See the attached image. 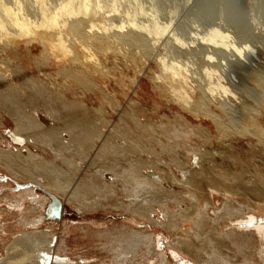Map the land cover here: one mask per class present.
I'll use <instances>...</instances> for the list:
<instances>
[{"label": "bare ground", "instance_id": "6f19581e", "mask_svg": "<svg viewBox=\"0 0 264 264\" xmlns=\"http://www.w3.org/2000/svg\"><path fill=\"white\" fill-rule=\"evenodd\" d=\"M124 2L0 0V79L6 81L0 82V86L4 85L0 90V125L8 127L14 124L6 133L0 127V168L7 169L17 179H31L52 189V192L43 189V195L38 193L37 188L41 187L35 185V188H24L12 193L11 197L6 196L13 208L22 211L16 227L25 230L14 238L10 237L11 234L20 230H5L7 235H0V243L9 240L0 264H71L67 253L53 250L50 245L52 237L42 239L54 234L50 232L54 225H48L51 230L45 231L26 229H40L44 220L49 219L46 213L52 204L49 193L61 202L62 219L69 211L62 201L64 191H68L69 203L79 211L92 207L91 210L107 208L104 201L92 200L94 195H98L110 201L113 211L164 225L177 234L170 241L174 257H178L179 252L185 254L183 247H188L196 254L195 260L186 253L195 264H233L220 254L221 247L229 253L243 255L241 264H264V205L257 208L235 200L233 192H249L251 189L242 184L239 189L234 186L238 180L242 182L243 172L248 169L245 171L243 167V172L232 171L224 166L225 161L222 160V156L228 157L223 147L236 140L229 133L249 135L245 137L247 141L251 138L264 141V117L260 111L264 109V60L263 63L257 60L259 54L245 39L248 34L243 30H239L236 36L234 31L220 23H212L208 28H195L181 37L173 31L171 22H161L155 13H148L136 0L134 10L124 7ZM110 38L121 46L125 45L120 53L127 55L131 53L129 50L138 48L143 56L155 59L159 71L152 75L153 88L167 98L169 109L177 108L189 113H179L182 125L172 129L169 138H165L170 144L169 162L158 159L157 148L149 146L154 139L158 144L162 142L158 127L163 124L152 119L147 125L142 124V114L135 107L145 102L143 89L140 87L141 91L138 90L137 85L133 91L136 97L132 96L123 108L125 98L109 95V89L102 87L95 78L94 73L101 74L98 66L100 70L96 67L92 72L88 70L90 66H85L87 69L77 66V60L86 65L83 60L88 61L92 46L106 47ZM35 42L43 46L38 55L32 54ZM160 46L164 53L158 51ZM12 55L18 62V70L13 66ZM47 61L58 66L71 61L75 72L94 75L93 80L86 76L83 81L61 84L73 93V96L66 97L67 101H57L66 106L63 107L65 116L72 118L61 128L45 127L41 121V112L50 117L60 116L53 98L43 102L42 108L24 104V101L27 104L31 101L34 105L43 99L39 97L41 85L33 75H28V89L12 85L17 71L25 74L29 67H41ZM253 62H258V65L252 67ZM3 66L7 70H2ZM140 72L134 76L133 83L140 78ZM243 78L252 80V84L254 81L259 87L257 96L251 91L253 95L248 93ZM250 96L255 98L256 104ZM146 103L153 107L151 111H160L164 105L158 99ZM120 106L123 118L136 121L135 127L147 142L144 148L134 138V126H126L118 120L119 123L114 124L116 131L108 130V117L114 115ZM142 109L150 111L149 108ZM162 118V123L171 122L167 115ZM185 119L190 122L186 123ZM199 141L202 144H198ZM71 145L76 149H69ZM69 151L76 153L73 156ZM127 160L131 161L122 167ZM152 160L168 169L155 167ZM82 164L87 165V169H83ZM81 172H84L83 176ZM222 187L227 190L226 194ZM202 190L207 192L208 201L197 206L193 195L196 192L192 191ZM186 193L192 196L193 203L187 199L190 195L185 198L178 196ZM84 199H89V202L83 203ZM221 199L223 203L217 208L215 201ZM27 201L32 204L26 206ZM25 206L28 212H24ZM115 225H109L106 230L97 229L103 231L101 236L106 240V251L112 255L115 264L140 255L147 261L151 260L149 255L152 253L160 255L155 248L160 244H156L154 233L138 230L130 224L127 229L115 232L112 228ZM186 225L191 227L190 232L182 229ZM87 228L96 232L90 224ZM197 239L209 248L204 251L198 246ZM140 249H145V252ZM165 254L160 257L161 264H171ZM80 258L86 260L88 256ZM147 261L138 264H148Z\"/></svg>", "mask_w": 264, "mask_h": 264}, {"label": "rangeland", "instance_id": "374dc122", "mask_svg": "<svg viewBox=\"0 0 264 264\" xmlns=\"http://www.w3.org/2000/svg\"><path fill=\"white\" fill-rule=\"evenodd\" d=\"M136 1L140 5L144 6L145 10L148 13H155L157 18L161 22H165V23L171 22L173 31L175 30L178 33V35L181 37H185L186 35H188V32L194 31L195 28H199V29L208 28V26L211 25L212 23H220L222 26L228 28L230 31H234L236 33L235 34L236 36L238 35L239 30H243L245 33L248 34V36H246L245 39H247V41H250L252 46L255 48L257 55L259 54L258 56L259 59L257 60L263 63L264 0H136ZM123 5L124 7L134 10L136 2L135 0H132V2L131 0H125ZM129 5L131 6L133 5L132 8ZM173 12H175L176 14H174ZM141 17L142 16H140V18ZM232 34L234 33L232 32ZM110 41L114 43V45ZM106 44H107L106 45L107 49L106 47L103 46H98V47L90 46L92 48L91 50L92 52H90L91 56L89 57L88 61L87 59L83 60L84 64L86 65H81L82 63L80 64V62L77 60L79 64L77 66L84 67L85 69L88 68L85 66H90V68H88L90 72H92L98 66L101 70L98 67L96 69L100 70L99 72L102 75L104 73V75L102 77L101 74L94 73L95 78L99 83H101L102 87L109 89L110 91L109 95L115 96L117 99L118 96H120L121 98H125L122 105L123 108L127 106L129 102L128 100H130L132 96L136 97V92L133 91L134 89H137V85H138V90L140 89V87L143 89L144 92L143 98L145 102L141 106L137 104L135 107L142 114L141 115V121H143L142 124L147 125L151 119L153 121L163 124L158 127L159 136L162 142L158 144L156 141H154L156 139H154L151 142H149V146L157 148L156 150H157L158 159L165 162H169L170 144L168 143V140H166L165 138H169L172 129L178 127L179 124L182 125V120L178 117L179 113H183V114H189V113L184 110H178L177 108L169 109L167 98L162 94L161 96L159 94V91L153 88V83L151 81L152 75L154 74V72L159 71V68L157 66V61L155 59H151V58H147L146 56H143L142 52H140L138 48H136L137 50L136 49H133L132 51L129 50L131 53L133 51L135 53L133 54L127 53L128 56L126 54H123L122 52L120 53L122 48L125 49L124 47L125 45L121 46L122 45L121 43H119L118 41L116 43V40L112 38H110V40ZM116 44H118V46ZM75 45L79 46V44L77 43H75ZM41 46L42 44L40 42H35L34 45L32 46V54L33 55L40 54L41 50H43V46L42 47ZM109 46L113 49L111 48L108 49ZM114 46L119 49H116ZM80 51H81L80 53H83L82 50ZM158 51L160 53H164L163 47L160 46ZM136 53L139 55H137ZM117 57H119L122 60H119V58ZM145 57L147 58L146 61L144 60L146 59ZM255 62L252 63L254 64L252 65V67H256L258 65L257 64L258 62L257 63ZM12 63L13 66L18 70V62L13 55H12ZM73 65L74 64L71 61H67V63L65 62L64 64L61 63L60 66H58V64H52L47 61V64H43L41 67H38L37 65H35L34 69H31L29 67V69H27L25 74L20 71H17V73L13 75L12 85L15 87L20 86L22 88L28 89V75L30 76L33 75L37 79V84L41 85L39 87V93H41L39 97L43 99L37 100L38 103L34 105L32 104L31 101H29V104H27V102L24 101L25 105L40 106L42 108L44 106L43 102H45L49 97L53 98V100H56V105L54 106L59 108L58 111L60 112L59 117L57 118L50 117L49 115L46 114V112L40 113L41 121L44 123L45 127H51L53 125L55 127L61 128L72 121V118L66 117L65 116L66 113L63 112L64 111L63 107L66 106H63V104L61 103L60 104L57 103V101H61V100L67 101L66 99L67 96L70 95L73 96L72 91L71 90L67 91L64 85L61 84H64L65 81L70 83L76 81L77 82L83 81L82 79L86 76L91 80H93L94 78V75L91 73H84L85 75H83V74H79L80 72H75L73 70L74 69ZM70 67H72V69ZM3 69L7 70V68H5L4 66L2 70ZM105 69H107L108 71H105ZM140 69L143 70H141L140 72ZM138 71L142 75L140 74V78L136 81V83H133L132 80H134L135 77L138 75L139 73ZM0 82L5 83L6 81L0 79ZM242 82L245 87L247 86L246 88L248 90L247 89L246 90L248 91V93L250 94L253 93L255 96H257V94L260 92L259 87L255 86L254 81L252 84V80L246 81L245 78H243ZM2 88H4V85L0 86V90ZM247 91L245 93H247ZM153 99H158L164 102V105L160 108V111H156V110L151 111L153 107L149 106V104L146 103V101L148 100L152 102ZM250 100L255 103V98H253V96H250ZM142 107L146 109L149 108L150 111L147 112L143 110ZM116 109L117 108L115 107V110ZM120 109L121 106L118 110L115 111L114 115L108 117L111 122L107 124L109 131H116L114 130V127L116 126L114 124L119 122L125 124L126 126L132 125L135 127L136 121L128 117L123 118L121 116L123 111ZM260 111L262 112V115L264 117V109H260ZM164 115L170 117L171 122L165 121L164 123H162L161 119H163L162 116ZM81 116L83 117V115ZM191 118H194L193 115H191ZM185 122L189 123L190 121L188 119H185ZM12 125L14 124H10V126L5 127V124H3L0 125V127L1 130H3V133H6V130H8L9 127H12ZM186 130L187 128L185 127L184 131ZM133 134L135 136L134 138L136 139V141L140 142L141 146L144 148L145 146L144 144H147V142L145 141V138L139 134V131L136 127L134 129ZM228 135H232L233 137L236 138V140L234 141V143L232 142V145L227 144L225 147H223V151L226 150L228 153L227 158H224L222 156V160L225 161L224 166L225 167L227 166L226 167L227 169H232V171L241 170L240 172H243L245 169H246L245 171H247L248 169L247 172H243L244 177L242 182L241 180H238L237 181L238 183L235 182L234 186L235 189H239L238 186L242 184L246 187L250 186L249 189L251 188L249 192L237 190L232 193V196L239 203H249L252 206L258 208L259 205H264V186H263L264 185V145H263L264 141L259 142L256 138L254 139L251 138L252 139L251 141H247L245 137L249 135H239L233 133H229ZM250 136L254 137L253 135ZM228 143H230V141H228ZM198 144H202V141H199ZM161 145L162 148H160ZM69 149H76V147L74 145H71ZM45 153L46 152H44V154ZM68 153L74 156L76 151H69ZM94 154H96V150L94 151ZM130 161L131 160H127L126 162H124L122 167L127 166ZM88 163L89 162L85 164ZM151 163L155 167H159L162 170L168 169L167 166L166 167L159 166L157 161L152 160ZM82 168L87 169V165L85 166L84 164H82ZM0 169H1L0 170V235L6 236L7 233H5V230H7L6 232L16 231L17 229L20 230V228H17L16 225L18 224V221H20L19 218L21 219V215H22V211L19 210L18 208H13V206L9 203V198L6 196L11 197L12 193L20 192V190L24 188H28V187L35 188V185H38L39 183L31 179H17L13 175H11V173H9L7 169L5 168H0ZM80 175L83 176L84 172H81ZM63 177L64 179H66L65 176ZM261 181H262V185H261ZM38 186L41 187V188H37L38 193L43 195H45V193L42 192L43 189L49 191L52 190L41 184ZM222 188H223V193L226 194L227 190H225L224 187ZM256 188L259 189V192L258 190H256ZM192 192H196L193 195L196 196V201L194 202L197 206H199V204L203 202L208 201V197L205 195V193H207L206 191L202 190V191H192ZM64 194H65L64 196L62 195L63 196L62 201L64 205L69 208V211L67 214H64L62 219L47 218L42 223V228L35 229L34 227H28L26 229L45 231V230H51V228L47 227L48 225H54L52 231H50L54 234L52 236L51 234L50 235L48 234L42 239L48 236L52 237V242L50 245L52 246L53 250L63 254L67 253L68 254L67 256L71 257V261H70L71 264H115V262L112 260L113 258L112 255L109 253V251L108 252L106 251L105 248L106 240L103 236H101V233H103V231H97V229L106 230L109 228V225H112L114 223L116 225L113 226L112 228H114L113 230L115 232H117L118 230H122L123 228L127 229L126 227H129L128 224H130L131 227L133 225L138 230L141 231L144 230L147 233H154V236L156 235L155 238L157 240L156 244L158 243L160 244V246L157 245L155 247L157 251L160 252V255H158V253L156 254L152 253V255H149L151 256L149 257V259L151 260L147 261V258L145 256L143 257L140 255L137 256L138 258L130 259L129 261L122 264H138L140 261H145V260L147 261L148 264H158V263L161 264L162 258L160 257H164L163 253H166L165 256L170 258L171 264H195L187 254L191 255V257L195 258V260L197 259L196 254L188 247H183L185 254L179 252L178 257H174L171 254L170 241L173 240L177 236V234L171 232L164 225L151 223L145 218L135 219L134 217L132 218L126 216L124 213L113 211L111 209L110 201L105 197L98 195H94V198L92 200L96 199V200L104 201L105 202L104 206L107 208H98L95 210H91L93 208L92 207V208H86L87 209L86 211H82L81 209L79 211L76 206L69 203L68 191L67 192L64 191ZM187 195L190 194L189 193H186L184 195L179 194L178 196H180V198H185ZM222 198H224V196H222ZM187 199H189L191 203H193L191 195L188 196ZM50 200L51 199H49V201ZM82 202L86 204L87 202H89V199H84L82 200ZM215 203L217 204L216 207L220 208L223 202L221 199L219 202L215 201ZM28 204H32V203L27 201L26 206H28ZM26 206L24 212H28V208ZM192 209L193 208H191V210ZM31 218L32 216L29 217L28 219ZM94 221L95 223H93ZM88 224L94 227L96 232L90 231L87 228ZM182 229L186 232L191 231V227L189 225L183 226ZM24 230L25 228H22L20 231L11 234L10 237L14 238L17 234H19V232H22ZM197 241H198V246L202 248L204 251L209 248V246L206 245V243L199 242V239H197ZM8 243L9 240L0 243V257H4L6 255L7 252L6 247ZM139 251L145 252V249H140ZM219 252L221 255H223V257L229 258L233 262V264H241L244 261L243 255L233 254L232 251L229 253L228 250H226L225 248L220 247ZM147 255L148 254H146V256ZM80 256L81 257L88 256V258L84 260L80 258ZM52 264H56V263H52Z\"/></svg>", "mask_w": 264, "mask_h": 264}, {"label": "water", "instance_id": "95a60500", "mask_svg": "<svg viewBox=\"0 0 264 264\" xmlns=\"http://www.w3.org/2000/svg\"><path fill=\"white\" fill-rule=\"evenodd\" d=\"M51 196L52 204L49 205L47 211V216L51 219H59L61 216V202L55 195L49 193Z\"/></svg>", "mask_w": 264, "mask_h": 264}]
</instances>
